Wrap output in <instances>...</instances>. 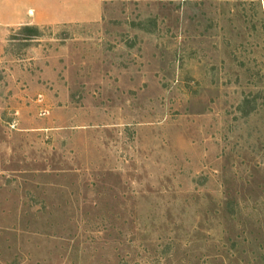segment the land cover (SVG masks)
Returning a JSON list of instances; mask_svg holds the SVG:
<instances>
[{"label": "rangeland", "instance_id": "374dc122", "mask_svg": "<svg viewBox=\"0 0 264 264\" xmlns=\"http://www.w3.org/2000/svg\"><path fill=\"white\" fill-rule=\"evenodd\" d=\"M0 264H264V0H0Z\"/></svg>", "mask_w": 264, "mask_h": 264}, {"label": "trees", "instance_id": "16d2710c", "mask_svg": "<svg viewBox=\"0 0 264 264\" xmlns=\"http://www.w3.org/2000/svg\"><path fill=\"white\" fill-rule=\"evenodd\" d=\"M25 30H35L33 27H29V26H24Z\"/></svg>", "mask_w": 264, "mask_h": 264}]
</instances>
